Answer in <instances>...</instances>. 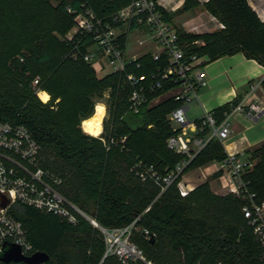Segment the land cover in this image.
Segmentation results:
<instances>
[{
    "label": "trees",
    "instance_id": "1",
    "mask_svg": "<svg viewBox=\"0 0 264 264\" xmlns=\"http://www.w3.org/2000/svg\"><path fill=\"white\" fill-rule=\"evenodd\" d=\"M130 1L90 0V4L98 16H105ZM83 2L57 0L48 13L53 29L67 34L75 25V14L68 8L79 12ZM203 5L224 28L200 34L180 28L186 54L213 61L242 52L264 66V22L248 0H207ZM198 6L199 0H184L181 7L167 14V19L173 20ZM43 10L34 0H0V117L29 129L40 145L42 167L62 180L58 186L61 194L104 228L133 224L130 239L153 264H264V247L243 212L250 203L248 197L234 192L217 194L209 181L182 197L178 188L181 177L160 193L157 183L142 180L132 169L136 160H142L166 173L183 158L166 144L174 132L167 116L178 103L167 98L151 107L143 106L137 114L140 124L132 127L125 120V115L131 113V89L119 73L96 78L93 67L82 57L91 42L88 37L67 39L53 51L39 53L24 42L22 36L35 31ZM198 40L203 43L197 44ZM21 43L25 44L23 49ZM140 62L142 68L135 70L138 74L149 73L155 66L151 55L141 57ZM40 75L44 79H39L37 88L51 96L46 103L33 87ZM79 82L88 88L84 101L110 90V118L104 121L99 137L81 127V122L94 114L93 105L85 109L84 103L68 100L69 94L82 97ZM261 84L264 89V79ZM239 103L240 99L235 98L214 109L217 121L221 122ZM81 110L85 111L81 114ZM140 131L164 141L160 153L137 145L135 138ZM122 137H126L124 143ZM228 156L223 142L214 137L191 160L184 174L212 161L222 162ZM248 161L251 166L242 177L254 194L253 201L261 204L264 144L248 151ZM13 213L25 225L34 252L49 255L42 264H123L115 255L105 256L107 245L101 229L77 212L75 222L29 206L18 207ZM145 230L153 239L147 238ZM129 264L148 263L136 260Z\"/></svg>",
    "mask_w": 264,
    "mask_h": 264
},
{
    "label": "built area",
    "instance_id": "2",
    "mask_svg": "<svg viewBox=\"0 0 264 264\" xmlns=\"http://www.w3.org/2000/svg\"><path fill=\"white\" fill-rule=\"evenodd\" d=\"M82 6L79 12L68 8L69 12L75 14V25L67 38L77 40L81 36L88 37L91 42L82 56L84 61L96 70L108 69V74L123 75L131 89L129 112L138 114L143 106L151 107L167 98L178 103L167 116L174 132L166 144L183 158L166 173H160L154 165L142 160H136L132 168L142 180L157 183L161 188L160 193H163L180 177L183 178L191 160L212 138L224 142L230 137L229 118L232 109L221 122L217 121L212 110H205L194 122L189 120L187 112L190 105L200 101V91L208 84L205 70L208 58L186 54L180 41L181 27L167 19V14L175 11L176 4L169 6L163 0H131L105 16L96 14L90 0H84ZM211 21H215L220 29L224 28V24L213 15ZM137 30L145 31V35L137 42L141 50L129 53L127 44L130 34ZM201 30L209 32L207 22L192 25L189 32ZM145 55H151L155 66L149 73L138 74L135 70L142 68L140 59ZM38 83L39 79L36 78L33 87L39 96L43 90L37 88ZM250 108L258 110L254 104ZM233 110L243 111L244 106L239 103ZM125 140L126 137H122L121 142ZM236 156L229 155L221 162L222 169L229 173L228 192L242 194L250 199V203L243 207L244 216L264 247V202L257 204L253 201L254 194L248 191L243 180L244 171L251 166L248 158L238 159ZM61 181L60 177L42 167L40 145L29 129L0 117V253L9 244L18 245L23 255L34 253L25 225L13 213L18 207L29 206L70 222L77 220L75 212L90 218L104 234L107 245L105 256L115 255L123 264L136 260L153 264L146 259L143 250L131 241L133 224L115 229L101 227L61 194L58 188ZM178 188L182 197L190 192L180 181ZM145 233L147 238L152 237L148 230Z\"/></svg>",
    "mask_w": 264,
    "mask_h": 264
},
{
    "label": "crops",
    "instance_id": "3",
    "mask_svg": "<svg viewBox=\"0 0 264 264\" xmlns=\"http://www.w3.org/2000/svg\"><path fill=\"white\" fill-rule=\"evenodd\" d=\"M163 1L169 6L176 4L175 10L184 3V0ZM199 1L203 6L207 0ZM248 2L264 22V0H248ZM211 16L204 8L193 18L192 22L185 21L181 25L189 31L192 25L205 21L208 23L209 31L220 29L215 21H211ZM205 70L208 84L200 91V101L190 105L187 112L189 120L194 122L205 110L213 111L239 98L244 110L234 111L232 108L229 118L231 135L223 142V145L228 155H237L238 159L248 158V151L264 144V89L261 84L264 79V66L255 59L247 58L244 53L238 52L207 61ZM251 104L256 105L258 110H252ZM220 170L221 175L214 177V174ZM228 177L229 173L222 169L221 162L212 161L190 170L183 176L182 182L191 191L198 185L209 181L215 193L225 194L222 189H228Z\"/></svg>",
    "mask_w": 264,
    "mask_h": 264
},
{
    "label": "rangeland",
    "instance_id": "4",
    "mask_svg": "<svg viewBox=\"0 0 264 264\" xmlns=\"http://www.w3.org/2000/svg\"><path fill=\"white\" fill-rule=\"evenodd\" d=\"M34 1L39 3V5L41 7H43L44 10L41 13L40 18L38 19V22H37L38 24H37L36 28H34L35 31L33 29L32 30V31H34L33 33L31 32L29 34L28 33L24 34L25 37L22 36L24 38L23 40L25 43H27L28 45L33 47V49L37 53L45 51V50L53 51L59 45H63L67 41V39H68L67 37H70V35H71L70 31L67 34L62 35L53 29V25H52V22L50 20V17L48 16V13H49L50 7L55 5L57 3V0H34ZM203 10H204V5L202 6V3L200 2V6H198L195 9H192V10H189V11H186V12H183L181 14L176 15L174 17L173 21L177 26L183 28L181 23H183L185 21L192 22L193 18H195V16H197V14H199V12H201ZM205 32H207V31L201 30L200 32H192V33L200 34V33H205ZM143 35H145L144 30H137V31L131 32L129 40H128V44H127V52L131 53L134 51H140L141 50V48L138 46L137 42L142 38ZM23 43H21V47H20L21 49L24 48L25 44H23ZM202 43L203 42L201 40L197 41V44H199V45ZM93 71H94V74H95L97 79H101L108 74V72H107L108 69L101 71V70H96L93 68ZM37 78L38 79H44V76L40 75V76H37ZM77 79L80 80L81 78L79 77ZM78 84H79L78 89L83 92V95L80 98H76V96L73 97L71 94H69V97H68L69 102L75 103L78 100L80 102V104H82V103L85 104V109L89 108L90 105L92 104L94 112H95V107L98 104L104 105L106 108V116H105L103 121L109 119L110 118V113H109L110 101L108 99V93L110 90L109 89L106 90L104 92L103 96H97V95L92 96L90 101H84L83 96L86 95V91L88 90V88H85V86L83 84H81V82H79ZM82 111H85V110H81L80 111L81 114H82ZM79 118H81V115ZM125 120L129 124H131L132 127H136L137 125L140 124V120L138 119L137 114H134V113H129V114L125 115ZM82 122H81V127H82ZM151 126L152 125H150V127ZM137 134L138 135L136 136L135 139H136L137 145L139 147H146V148L154 150L155 152H159V151H161L162 148H164V141L163 140L152 138L145 131H140ZM189 171L190 170H188L186 173H188ZM182 179L180 182H182ZM222 191L227 193L228 189H222Z\"/></svg>",
    "mask_w": 264,
    "mask_h": 264
},
{
    "label": "water",
    "instance_id": "5",
    "mask_svg": "<svg viewBox=\"0 0 264 264\" xmlns=\"http://www.w3.org/2000/svg\"><path fill=\"white\" fill-rule=\"evenodd\" d=\"M151 239H153V237H151ZM49 258V255L42 251H36L28 256L23 255L21 248L15 244L7 245L5 250L0 253V261L5 263L24 262L27 264H42L49 260Z\"/></svg>",
    "mask_w": 264,
    "mask_h": 264
},
{
    "label": "bare ground",
    "instance_id": "6",
    "mask_svg": "<svg viewBox=\"0 0 264 264\" xmlns=\"http://www.w3.org/2000/svg\"><path fill=\"white\" fill-rule=\"evenodd\" d=\"M40 98L47 102L50 98L49 94L46 92H41L39 94ZM106 115V108L104 105L98 104L95 107L94 114L88 119H84L82 122V129L87 134L98 137L103 129V120Z\"/></svg>",
    "mask_w": 264,
    "mask_h": 264
}]
</instances>
